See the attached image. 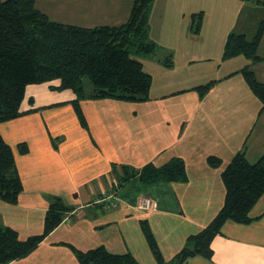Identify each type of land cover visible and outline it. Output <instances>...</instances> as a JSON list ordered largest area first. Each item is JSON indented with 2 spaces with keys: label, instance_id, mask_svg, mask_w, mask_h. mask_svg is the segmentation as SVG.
Listing matches in <instances>:
<instances>
[{
  "label": "crops",
  "instance_id": "crops-1",
  "mask_svg": "<svg viewBox=\"0 0 264 264\" xmlns=\"http://www.w3.org/2000/svg\"><path fill=\"white\" fill-rule=\"evenodd\" d=\"M90 1L36 0L35 7L50 18L42 2L61 12L70 5L78 22L69 26L88 29L120 26L130 16L131 6L123 10L122 0H113V13L100 24L92 19L102 8ZM260 10L264 7L241 0H155L149 24L158 49L138 59L153 80L150 100H83L85 124L73 106L74 92L59 90L60 80L26 88L23 114L0 124L23 184L15 204L0 200V227L25 241L44 233L56 200L74 210L31 254L9 264H80L76 250L99 247L130 254L139 264H169L190 237L211 224L224 206L222 173L233 158L244 152L256 163L264 156L263 104L242 74L249 67L264 84V36L261 61L224 58L232 33L247 36L244 14ZM201 12L203 24L196 33L192 16ZM262 19L254 18L256 30ZM213 82L201 97L196 89ZM210 157L221 165L212 167ZM175 158L185 164V180L137 182L145 166L162 167ZM126 170L135 179L126 181ZM112 194L115 206L100 202ZM145 198L154 209H141ZM249 218L244 224L224 223L211 242L210 259L198 255L182 264H264V194Z\"/></svg>",
  "mask_w": 264,
  "mask_h": 264
},
{
  "label": "trees",
  "instance_id": "trees-1",
  "mask_svg": "<svg viewBox=\"0 0 264 264\" xmlns=\"http://www.w3.org/2000/svg\"><path fill=\"white\" fill-rule=\"evenodd\" d=\"M35 1L0 0V124L23 114L21 105L29 85L54 80L61 81L59 90L74 92L73 106L83 124L85 118L80 108L83 100H150L153 80L138 59L158 49L150 37L149 24L155 0H134L127 22L120 26L92 29L55 22L36 9ZM241 1L264 7V0ZM203 16L202 12L192 16L196 33L201 30ZM263 36L264 17L251 39L236 33L228 37L224 58L243 56L254 63L261 61L258 50ZM165 64L171 65L170 61ZM242 74L264 109V84L249 67H245ZM214 84L196 90L204 97ZM26 150L22 145L21 151ZM209 163L212 167L221 165L216 157H210ZM125 175L127 181L135 179L136 174L126 170ZM185 179V164L175 158L162 167L145 166L137 182L148 185ZM222 180L226 188L223 208L206 229L190 237L185 249L169 264H182L198 255L210 259L211 242L225 222L244 224L250 221L249 212L264 194V156L250 163L244 152L238 153L222 173ZM22 191L13 149L0 134V200L15 204ZM73 210L60 199L56 200L47 213L44 233L25 241L20 240L13 229L0 227V264L27 257ZM153 248L160 260L154 243ZM76 255L80 264H139L130 254H112L105 247L87 252L76 250Z\"/></svg>",
  "mask_w": 264,
  "mask_h": 264
},
{
  "label": "rangeland",
  "instance_id": "rangeland-1",
  "mask_svg": "<svg viewBox=\"0 0 264 264\" xmlns=\"http://www.w3.org/2000/svg\"><path fill=\"white\" fill-rule=\"evenodd\" d=\"M111 1L113 0H91L90 1L91 5H93L94 7L102 8V10H99L97 12H93V9H92L93 15L95 16V18L92 19L93 21H96V22L100 21V24H102L101 22L105 21V18H106L105 15L106 14L111 15L113 13V10L111 8L112 6H110ZM133 1L134 0H122L120 4H118V6L122 8L123 10L125 9L128 10L130 6L131 7L133 6ZM45 3L46 2H42V6L49 8V14H51V17H50L51 20L54 19L56 20L55 22H58L61 24H67V25H70L73 23L76 24L78 22L76 21L75 17H73L72 15H71L72 17L70 16L71 14L70 5H68V9L66 12H61L60 10L56 9L53 4L46 5ZM256 13L257 14H255V12L252 13L251 14L252 16L248 15V13L244 14L245 18L247 16V22H245L246 23L245 31L247 32V36L249 39L252 38L256 30V25H255L256 21L254 22V18L256 17L259 19V18L264 17V10H260L259 12H256ZM250 16L251 17L254 16L252 21H250Z\"/></svg>",
  "mask_w": 264,
  "mask_h": 264
},
{
  "label": "built area",
  "instance_id": "built-area-1",
  "mask_svg": "<svg viewBox=\"0 0 264 264\" xmlns=\"http://www.w3.org/2000/svg\"><path fill=\"white\" fill-rule=\"evenodd\" d=\"M116 195L112 194L109 196H106L104 198H102L100 200V202H114V206L118 203L117 198L115 197ZM141 209L143 210H151L155 208V204L153 203V201L149 198H145L141 201V205H140Z\"/></svg>",
  "mask_w": 264,
  "mask_h": 264
}]
</instances>
